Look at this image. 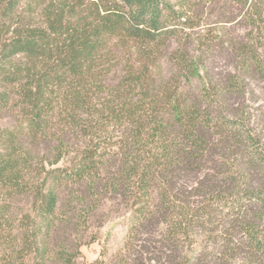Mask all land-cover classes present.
<instances>
[{
	"label": "trees",
	"instance_id": "1",
	"mask_svg": "<svg viewBox=\"0 0 264 264\" xmlns=\"http://www.w3.org/2000/svg\"><path fill=\"white\" fill-rule=\"evenodd\" d=\"M212 1L250 32L231 43L239 71L192 92L182 35ZM262 34L264 0H0V264H84L107 195L126 235L89 264H264V136L227 97L264 76Z\"/></svg>",
	"mask_w": 264,
	"mask_h": 264
},
{
	"label": "rangeland",
	"instance_id": "2",
	"mask_svg": "<svg viewBox=\"0 0 264 264\" xmlns=\"http://www.w3.org/2000/svg\"><path fill=\"white\" fill-rule=\"evenodd\" d=\"M211 4L209 8L203 7L202 21L195 28L182 35L183 45L187 46L190 55L195 58L194 60L201 68L198 75L196 74L188 82L182 83L185 90L192 92L199 88L202 82L201 76L219 82L222 77L229 73L239 71L231 43L236 39L245 37L250 32V27L246 25L243 16L234 6L223 1H212ZM202 6L203 2L200 7ZM211 32L216 41L213 46H209L210 48H205L200 39ZM256 33L257 31H255ZM176 47L177 45L174 43L172 48ZM170 52L169 50L158 61V64L163 67L164 78H167L172 72V65L167 60ZM243 86L244 96H227L229 102L234 101L235 105L240 103V107L251 114L257 131L264 136V76L254 74L245 76ZM13 122L14 118L10 112L0 115L1 127L10 126ZM40 147L43 149L45 145ZM45 150L44 148L42 152ZM89 201H91L90 198ZM29 205L30 203L26 198L14 199L10 204V212L15 214L20 208L28 209ZM126 213L127 208L123 200L116 195H107L103 198L101 204L89 216L87 229L82 239L83 244L80 247V261L82 263L93 262L104 251L112 254L122 245L126 235L124 223ZM74 222L76 221L74 220Z\"/></svg>",
	"mask_w": 264,
	"mask_h": 264
}]
</instances>
